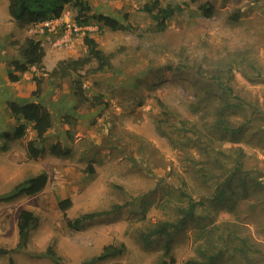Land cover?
Segmentation results:
<instances>
[{"label":"rangeland","instance_id":"1","mask_svg":"<svg viewBox=\"0 0 264 264\" xmlns=\"http://www.w3.org/2000/svg\"><path fill=\"white\" fill-rule=\"evenodd\" d=\"M87 1L92 13L122 21L127 14L131 29L112 30L95 19L79 24L72 5L49 24L19 28L8 14V0H0V194L28 176L47 173L38 192L0 202V247L9 249L17 243L21 209H30L39 218L27 247L0 256V264H10V258L14 264H56L35 256L48 245L65 264H80L103 246L120 243L126 246L123 254L94 264H158L167 237L145 246L139 233L158 221L178 217L179 187L191 190L193 196L208 191V184L194 172L204 153L186 142L192 132L180 123L205 115L197 101L219 99L220 86L229 85L242 97L231 116L235 125L249 115L251 123L236 137L221 134L218 145L226 153L241 147L244 164L264 171V0H161L163 5L181 8L160 31L151 29L155 20L141 9L152 0ZM204 3L213 6L210 16L202 12ZM235 11L239 18L232 21L229 15ZM85 36L111 55L110 66L96 71L92 61L70 76H51L57 61L87 53ZM27 37L40 40L45 51L42 64L31 65L11 81L8 70ZM77 79L88 97L82 103L74 95ZM29 100L42 102L52 116V125L39 143L45 150L36 158L26 152L27 141L35 138L30 123L20 138L7 140L2 135L18 124L9 102ZM56 142L68 152L50 153L47 148ZM249 195L238 202L239 214L223 212L216 221L241 216L237 220L241 232L264 252V207L249 205L264 191ZM65 198L70 205L63 209L59 202ZM101 210L109 212L76 227L68 225L83 213ZM172 230L168 239L174 261L169 264L199 257L198 245L204 240L196 238L193 225ZM215 263L231 264V257Z\"/></svg>","mask_w":264,"mask_h":264},{"label":"trees","instance_id":"2","mask_svg":"<svg viewBox=\"0 0 264 264\" xmlns=\"http://www.w3.org/2000/svg\"><path fill=\"white\" fill-rule=\"evenodd\" d=\"M68 5L77 8L75 18L79 24L85 25L95 19L112 30L131 29V24L127 21V14L123 16L122 21L108 14L92 13L87 0H8L7 11L16 25L22 28L29 24L59 18ZM180 8V5L171 3L163 5L161 0L146 2L141 7L143 11L155 20V24L151 28L154 31L163 30L167 25L168 19ZM201 8L206 16H210L213 12V6L209 3H204ZM238 18L237 11L229 15V19L232 21ZM84 42L87 45V53L85 55L57 61L51 69L50 75L58 77L70 76L92 61L96 64L94 67L96 71H102L110 66L111 55L102 51L93 38L85 36ZM44 55L45 51L40 40L27 37L19 47V57L12 61L13 68L8 70L9 80H18L20 74L27 71L31 65L40 66ZM39 83L40 81L37 80L36 92L39 90ZM74 84V95L77 97L78 103L87 101L88 97L85 96L80 81L77 79ZM217 95L220 96L219 99L201 98L196 103L201 105L207 118L205 115H197V119H185L180 123L182 126L187 125V130L192 132V135L187 137L189 141L187 140L186 142L194 144L196 148L204 153V161L194 172L200 176L202 183L208 184V191H205V189V193L196 191L197 196H193L191 190L179 187L177 200L182 203L177 205L178 217L175 220L158 221L139 233V239L145 246L157 241L158 238L167 237L162 246V258L158 264H169L174 261V257L171 254L172 245L168 237L172 233V229H180L186 225H193L196 238L204 240L202 241L204 244L200 243L198 245L199 257L189 258L186 264H216L215 262L218 258L228 255L231 257V264H259L260 262L264 264L263 250L255 240L241 232L242 226L237 221L241 220V216L237 215L239 214L237 211L238 202L244 198L248 200L249 196H251L249 195L250 192H260L262 189L264 191V183L261 182L264 171L244 164L241 159L244 151L241 147H236L232 149L231 153H226L218 145L221 134L229 132L234 137L240 134L242 129L244 130L245 124L251 123L250 115L247 121L241 123V125H235V122L231 120V116L234 109L242 104V97L234 93L233 87L229 85L220 86V91ZM92 99H96V97ZM205 107H207L206 111ZM9 108L17 119L18 124L13 127L12 132L6 131L2 135L7 140L20 138L27 129V123H30L35 132V138L27 141L26 152L30 158H36L45 150L39 143L44 139L46 132L52 125L50 110L42 102L36 100L21 103L11 101L9 102ZM253 128H258V126ZM181 131L178 129L179 133ZM47 150L55 155H64L68 152V149L59 142L51 144ZM225 158L229 160L226 164L223 161ZM46 181L47 173L45 171L28 176L15 184L9 191L0 194V202L36 193L44 187ZM191 189L195 190L196 187ZM59 204L65 209L70 205V199L65 198ZM249 205L250 207L256 205L264 207V196L259 199H252ZM107 212L109 210L83 213L74 220L68 221V225L76 227L83 220L91 219ZM223 212L227 214L236 212L237 214L234 220L216 221L218 215ZM38 223L39 218L32 210L21 209L17 215L16 222L18 241L13 248L0 247V256L25 249L29 241L30 232L36 228ZM125 249L124 243L107 244L103 246L99 254L84 260L80 264H94L110 257L121 255ZM35 256L48 257L56 264H65L52 245H48L44 250L37 252ZM9 263L14 264V260L10 258Z\"/></svg>","mask_w":264,"mask_h":264},{"label":"built area","instance_id":"3","mask_svg":"<svg viewBox=\"0 0 264 264\" xmlns=\"http://www.w3.org/2000/svg\"><path fill=\"white\" fill-rule=\"evenodd\" d=\"M55 19V18H54ZM53 19H51V20H46V21H43L44 22V24H49V22L50 21H52Z\"/></svg>","mask_w":264,"mask_h":264}]
</instances>
